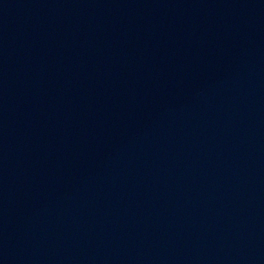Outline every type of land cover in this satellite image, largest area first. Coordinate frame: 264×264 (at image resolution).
<instances>
[{
  "label": "water",
  "instance_id": "1",
  "mask_svg": "<svg viewBox=\"0 0 264 264\" xmlns=\"http://www.w3.org/2000/svg\"><path fill=\"white\" fill-rule=\"evenodd\" d=\"M0 264H264V0H0Z\"/></svg>",
  "mask_w": 264,
  "mask_h": 264
}]
</instances>
